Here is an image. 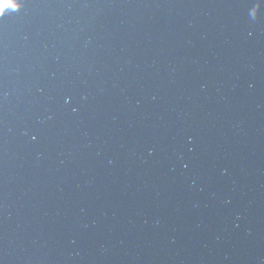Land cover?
Wrapping results in <instances>:
<instances>
[{"label": "water", "instance_id": "95a60500", "mask_svg": "<svg viewBox=\"0 0 264 264\" xmlns=\"http://www.w3.org/2000/svg\"><path fill=\"white\" fill-rule=\"evenodd\" d=\"M0 264H264V0H3Z\"/></svg>", "mask_w": 264, "mask_h": 264}, {"label": "clouds", "instance_id": "9594fccd", "mask_svg": "<svg viewBox=\"0 0 264 264\" xmlns=\"http://www.w3.org/2000/svg\"><path fill=\"white\" fill-rule=\"evenodd\" d=\"M12 7L20 9L23 6L24 0H10ZM0 16H3V0H0Z\"/></svg>", "mask_w": 264, "mask_h": 264}, {"label": "snow or ice", "instance_id": "6c2138e0", "mask_svg": "<svg viewBox=\"0 0 264 264\" xmlns=\"http://www.w3.org/2000/svg\"><path fill=\"white\" fill-rule=\"evenodd\" d=\"M5 15H6V14H5ZM5 15H4V16H5ZM0 17H3V16H0Z\"/></svg>", "mask_w": 264, "mask_h": 264}]
</instances>
